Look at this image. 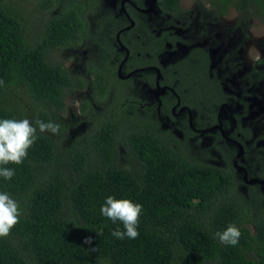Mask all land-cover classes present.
Returning a JSON list of instances; mask_svg holds the SVG:
<instances>
[{
    "label": "trees",
    "instance_id": "obj_1",
    "mask_svg": "<svg viewBox=\"0 0 264 264\" xmlns=\"http://www.w3.org/2000/svg\"><path fill=\"white\" fill-rule=\"evenodd\" d=\"M35 2L46 14L36 27L15 0H0V80L4 81L0 119L27 118L37 128L23 163L0 165L15 170L11 180L0 176V192L16 200L21 213L10 234L0 238V264H264V188L258 182H244L231 161L232 148L223 164L193 158L183 144L195 131L187 119L171 115L167 94L161 96L159 109L156 100L147 102L142 93L122 95L103 105L114 81L136 75L118 74L113 54L119 52L111 39L98 40L91 17L101 3L113 34L119 18L111 16L103 0ZM202 2L216 16L234 8L241 22L256 18L264 23V0ZM161 6L183 11L180 0H161ZM84 42L88 48L97 42L101 58L102 50L111 51L101 62L91 53L85 57L90 77L56 57L60 50ZM131 52L124 72L159 63L156 56ZM191 57L201 62L194 68L206 73L207 52L195 47ZM179 63L180 74L167 71L171 63L159 66L160 83H174L185 102L182 80L199 78ZM137 72L138 79L154 86L153 70ZM260 75L264 76V68ZM86 85L89 95L80 99L79 109L87 124L82 129L62 124L69 92ZM93 101L101 104L97 111ZM164 113L175 123L162 126ZM36 120L58 123L59 134L40 132ZM174 128L181 133L176 135ZM239 130L244 143L251 129ZM259 139H264V127L255 136ZM244 147L248 177L263 176L264 168L253 171L249 163L264 166V147L255 143ZM108 196L143 206L136 239L112 235L125 229L122 222L102 215ZM230 224L241 231L235 246L221 243L215 235ZM87 238L90 244L85 243Z\"/></svg>",
    "mask_w": 264,
    "mask_h": 264
},
{
    "label": "rangeland",
    "instance_id": "obj_2",
    "mask_svg": "<svg viewBox=\"0 0 264 264\" xmlns=\"http://www.w3.org/2000/svg\"><path fill=\"white\" fill-rule=\"evenodd\" d=\"M103 1L106 6H109L112 0ZM15 2L27 12L28 16H30L29 20L32 22V25L35 27L36 25H41L46 14L36 5L35 0H15ZM97 4L91 17V27L93 26L97 31L98 40L105 41V39H111L112 42H114L115 34H113L112 29L110 30L111 22L104 16L106 8L101 9V5H99L101 3ZM181 4L186 11V19L182 21L184 26L179 28V31L187 32V29H189V31L194 30V32L197 33V29L199 32L202 29L203 31L201 34L192 35V33H190V35L194 39L198 38L196 41L200 42V44H207L210 46L212 58L211 65H220L222 63L228 65L229 71H231L232 74L230 79V86L232 87H228V89L237 92L243 90V87L246 86L248 87L247 90H253L254 94L250 100V108L252 109L251 114L245 117L244 121L255 124L252 131L254 134H252V136L255 135L258 132V123L264 117V76H259L260 70L264 68V23L256 18H248L247 21L241 22L238 20V12L234 8H230L222 16H216L202 0H181ZM130 42H132V44L137 43L135 47H147L145 39L136 42L133 40V37H130ZM186 49V45L179 44L173 50H168L162 61L165 62L171 60L176 55H182ZM90 53L94 57L100 56L97 42L93 43L90 48H88V43L84 42L77 47L60 50V54L56 57L62 59L65 65L72 68L74 72L81 73L84 77H90V74L85 70L86 61H84L87 55L90 56ZM106 53H111V51L102 50V58H98L99 62L105 60L103 57L104 55L106 56ZM116 58L117 56H115V59ZM197 60L198 59L189 56L187 59L181 61H172L174 63L167 67V71L180 74V71L177 72V67L181 66L179 62H183V64H186L188 67V73L195 71L194 75H197L194 67L201 63L200 61L196 62ZM217 69L219 72L223 71L222 68ZM191 79L188 78L187 82L182 80L181 91L184 95L183 98L185 102L195 109L196 122L200 123L201 120L208 115V112L209 114L212 113V106L208 98L201 95L199 86L193 85V78ZM142 86L137 78H132V80L130 79L124 82L114 81L108 93V98L103 105L105 106L106 103L116 97L122 95H136L138 93H142L143 100H148L147 102H149L155 89L149 87L144 82ZM89 90L90 86L86 85V87L74 88L73 91L69 92L65 99L66 107L61 113L62 124L72 123L74 124V128H84L88 121L82 115L79 104L81 98L89 95ZM91 105L96 111L101 107L99 101H93ZM161 121L162 126L167 123L171 124L168 120L161 119ZM174 129L176 135L181 133L178 131V128ZM197 135L196 133L189 135V138L186 139L183 144V147L193 158L206 160L215 164H223L226 162L232 148L229 144L222 141L217 134H213L210 139L207 136L198 139ZM249 164L253 171L264 168L262 164ZM251 177L264 178V175H252ZM262 185L264 188V183H262ZM251 192L255 193L254 191Z\"/></svg>",
    "mask_w": 264,
    "mask_h": 264
},
{
    "label": "flooded vegetation",
    "instance_id": "obj_3",
    "mask_svg": "<svg viewBox=\"0 0 264 264\" xmlns=\"http://www.w3.org/2000/svg\"><path fill=\"white\" fill-rule=\"evenodd\" d=\"M58 1L60 2V0ZM102 5L106 6L104 2ZM111 5L107 6L112 12L111 16L119 18V24L114 33L115 38L113 42L116 46L115 50H118L119 52V54H113L114 59L115 56L119 55V61L118 58L115 59L118 61V74L122 77L136 75L133 77L137 78V76L139 77L140 75L137 71L146 69L153 70L155 72L154 86L149 87L155 89L151 96V101L153 102L154 100H157L158 109L161 104V96L167 94V103L170 107L171 115L175 118L179 116L187 119L189 126L200 138L207 136L210 139L213 134H217L222 141L232 147L235 152L231 158L233 165V159L239 150L238 144L240 143L243 147V151L241 156L237 158L236 163L245 167L243 163H248L244 156V143L246 145L255 143L256 145H262L264 147V139L255 140V136L261 133L262 128L264 127V117L258 123V132L253 136L252 134L254 133L252 131L255 124L244 121L245 117L251 114L252 109L250 108V100L254 94L253 90H247L248 87L246 86L243 87V90L237 92L228 89V87H232L230 86L232 74L231 71H229L228 65H225L224 63L220 65H211L212 58L210 54V46L207 44H200V42L196 41L198 38L194 39L190 35V33H192V35H199L203 31L202 29L200 32L197 29V33H195L194 30L189 31V29H187V32L179 31V28L184 26L182 21L186 19V11L184 8L182 12L175 10L171 11V9L166 10L162 8L161 0H112ZM181 7H183L182 4ZM130 37H133V40L136 42L145 39L147 47H135L137 43L132 44V42H130ZM121 38H124L131 46L122 42ZM179 44L186 45L187 49L182 55L174 56L172 58L173 60L171 59L172 61L187 59L191 56L195 47L203 48L209 56V64L206 73L201 69L200 72L196 70L199 79L193 81V83H198L197 85L200 88L201 95L207 97L212 106V113L209 114L207 111L208 115H206L200 123L195 121V109L182 101L179 92L174 86L175 84L160 83L163 75L159 66L174 63L171 60L163 62L162 59L168 50H173ZM131 49L137 50L136 54H140V51H142L143 54L148 57L156 56V60L159 63H150L141 67L130 68L128 71L124 72L123 70H125L126 62L132 55ZM156 68L159 69V76H157ZM217 68H222L223 71L219 72ZM138 80L141 86L143 82L146 83L141 79ZM158 85L164 86V89L160 90ZM241 113H243V115L238 119V114ZM164 114L165 120L170 121L171 124L175 123L174 118H171L167 113ZM195 123H197V126H195ZM239 128H242L243 131L248 128L251 129L250 136L244 141V143L241 141V130H239Z\"/></svg>",
    "mask_w": 264,
    "mask_h": 264
},
{
    "label": "clouds",
    "instance_id": "obj_4",
    "mask_svg": "<svg viewBox=\"0 0 264 264\" xmlns=\"http://www.w3.org/2000/svg\"><path fill=\"white\" fill-rule=\"evenodd\" d=\"M4 84L0 80V86ZM40 132H50L57 135L60 132V125L54 122L45 123L36 120ZM37 128L33 122L24 119H0V165L22 164L28 155V150L33 146ZM15 175V170L7 167H0V176L11 180ZM142 205L135 203L131 199H116L108 196L105 204L101 207L103 216L113 222L120 221L124 226V231L114 230L112 235L117 239L127 236L136 239L139 236L138 225L142 212ZM20 207L16 200L9 194L0 192V238L7 237L11 230L19 223ZM216 237L223 244L235 246L241 236L240 229L235 224H230L223 232H216ZM85 243L90 244L91 238H87Z\"/></svg>",
    "mask_w": 264,
    "mask_h": 264
},
{
    "label": "water",
    "instance_id": "obj_5",
    "mask_svg": "<svg viewBox=\"0 0 264 264\" xmlns=\"http://www.w3.org/2000/svg\"><path fill=\"white\" fill-rule=\"evenodd\" d=\"M156 70H157V76H159V69L158 68H156ZM130 73V72H129ZM128 75V74H127ZM158 88L161 90V89H164V86H160V85H158ZM239 145V150H238V152L236 153V155H235V157H234V159H233V162H234V165H235V167L237 168V170L239 171V172H242V178H243V180H244V182H246V183H254V182H259V183H263L264 182V178H258V177H248V175H247V171H246V168L243 166V165H238L237 163H236V160H237V158H239L240 156H241V154H242V151H243V147H242V145L239 143L238 144Z\"/></svg>",
    "mask_w": 264,
    "mask_h": 264
}]
</instances>
